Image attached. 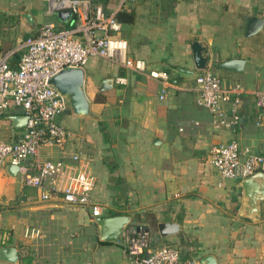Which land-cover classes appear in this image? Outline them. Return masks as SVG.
Returning <instances> with one entry per match:
<instances>
[{
	"label": "crops",
	"instance_id": "0c3cea01",
	"mask_svg": "<svg viewBox=\"0 0 264 264\" xmlns=\"http://www.w3.org/2000/svg\"><path fill=\"white\" fill-rule=\"evenodd\" d=\"M93 1L120 21L117 34L126 40L127 54L165 69L168 77L161 81L101 56L87 57L83 89L94 116L60 112L56 119L71 136L62 149L56 146L53 157L70 161L74 151L86 156L94 175L91 195L101 206L96 216L124 214L129 220L115 240H100L96 216L88 208L63 202L58 195L42 199L39 189L18 182L8 164L2 165L0 216L7 211L3 204L12 199L16 216L11 215V230L0 232V246H14L17 260L0 259V264H130L124 229L143 235L145 252L173 244L180 260L197 264L204 255H211L214 264H264V200L259 218L243 216L241 178L220 177L209 158L211 147L231 138L241 151L264 155V118L256 103L264 87V0ZM48 3L0 0V58L9 65H16L24 38L40 23L71 22V13L61 18L58 10L47 9ZM251 16L260 22L248 31ZM193 40L207 56L205 69L197 72L215 73L223 87L239 85L231 93L237 118L225 127L211 125L212 112L195 100L193 78L173 79L164 67L192 68ZM227 58H238L239 69L217 65ZM22 114L12 105L0 111L1 141L20 135L23 126H13L10 116ZM44 148L51 146H40L38 155L51 159ZM160 221L177 227L161 234ZM26 226L37 234H25Z\"/></svg>",
	"mask_w": 264,
	"mask_h": 264
},
{
	"label": "built area",
	"instance_id": "2783aa9c",
	"mask_svg": "<svg viewBox=\"0 0 264 264\" xmlns=\"http://www.w3.org/2000/svg\"><path fill=\"white\" fill-rule=\"evenodd\" d=\"M120 3L126 0H119ZM48 10L69 9L72 18L68 26H56L50 21L38 25L35 33L24 38L23 50L16 65L0 58V111L19 106L26 115L23 129L14 140H0V166L16 165L19 181L39 189L42 199L58 195L63 202L86 207L92 216L99 215L101 206L92 197L94 185L88 158L76 151L70 161L45 159L38 155L40 146L63 148L71 136L69 129L56 117L67 109L63 97L48 83V78L63 68L83 67L87 57L97 55L150 78L166 80L168 72L148 67L144 59L129 56L126 40L117 34L120 21L93 0H48ZM124 82V77L116 76ZM196 102L209 109L214 128L233 122L236 98L231 93L239 85L223 87L220 78L210 71L197 72L193 78ZM231 100L229 107L224 103ZM258 115L264 118V87L256 94ZM231 118L229 119L228 112ZM210 162L222 178H243L255 171H264V155L245 149L241 151L234 138L211 147ZM38 230L26 226L25 234L34 236ZM126 253L130 264H197L194 259L180 260L178 248L162 244L147 252L143 235L124 229Z\"/></svg>",
	"mask_w": 264,
	"mask_h": 264
},
{
	"label": "water",
	"instance_id": "95a60500",
	"mask_svg": "<svg viewBox=\"0 0 264 264\" xmlns=\"http://www.w3.org/2000/svg\"><path fill=\"white\" fill-rule=\"evenodd\" d=\"M57 11L58 16L63 18L65 15ZM21 13V17L29 24L33 23L29 14ZM69 15V13L67 14ZM260 22V19L251 16L248 20V31L254 29ZM191 57L193 67H179L164 65L169 69L170 75L175 79L177 76L184 78H194L197 71L206 67L207 56L202 54L204 46L196 40L190 43ZM219 66L239 69L240 60L238 58H227L219 63ZM104 80V79H103ZM100 83L103 85L105 81ZM48 83L53 85L59 94L63 97L66 108L78 117H93L94 114L89 108V98L84 92V70L83 68H63L48 78ZM100 84V86H101ZM12 125L16 127L25 124L26 115L10 116ZM17 166L7 165L9 173L14 174ZM242 189L241 214L250 219H257L260 216V201L264 200V171H255L243 178L239 182ZM129 217L124 214H113L107 216H96L95 223L98 226V237L103 241H113L120 234L123 226L127 224ZM159 233L167 234L175 230L177 225L169 221H160L157 223ZM0 259L8 262L17 260V251L12 245L0 246ZM201 264H214L211 255H204L200 260Z\"/></svg>",
	"mask_w": 264,
	"mask_h": 264
},
{
	"label": "rangeland",
	"instance_id": "374dc122",
	"mask_svg": "<svg viewBox=\"0 0 264 264\" xmlns=\"http://www.w3.org/2000/svg\"><path fill=\"white\" fill-rule=\"evenodd\" d=\"M59 11H61L60 13L62 15L70 13L69 9L58 10V12ZM82 118H84V117H82ZM75 136L78 137L79 135L77 134ZM45 150L50 151V154L52 155V157H50L51 159H57V157H53L57 153V147L56 146H51V148H44L42 150V152ZM47 157H49V156H47ZM16 179L19 182L18 177ZM13 201L14 200L12 199L9 202H7L6 204H3V206H2L3 208L6 207L7 211L5 213H3L2 216H0V232H6V231L11 230V228L8 227V224L14 222V221H12L13 219L11 218V215L14 214L16 216V213L13 211V208H15V207L11 206L12 204H14Z\"/></svg>",
	"mask_w": 264,
	"mask_h": 264
}]
</instances>
